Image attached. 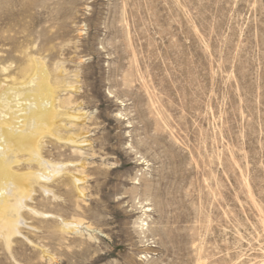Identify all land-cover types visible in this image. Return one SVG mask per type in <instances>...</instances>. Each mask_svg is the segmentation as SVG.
<instances>
[{
  "label": "rangeland",
  "instance_id": "374dc122",
  "mask_svg": "<svg viewBox=\"0 0 264 264\" xmlns=\"http://www.w3.org/2000/svg\"><path fill=\"white\" fill-rule=\"evenodd\" d=\"M32 59L63 171L0 264H264V0H0V93Z\"/></svg>",
  "mask_w": 264,
  "mask_h": 264
},
{
  "label": "bare ground",
  "instance_id": "6f19581e",
  "mask_svg": "<svg viewBox=\"0 0 264 264\" xmlns=\"http://www.w3.org/2000/svg\"><path fill=\"white\" fill-rule=\"evenodd\" d=\"M23 71L21 82L6 86L7 89L0 93V241L7 251H10L12 238L20 234L22 211L27 208L25 202L32 195L34 185L63 171L61 165L44 160L41 155L43 136L47 134L62 140L56 127L59 115L55 106L57 88L39 60H29ZM64 140L75 142L69 136ZM20 158H25L24 162ZM23 163L28 168L20 172L18 168ZM32 164L36 170L32 169ZM72 179L78 196H82V190L77 186L81 179L74 176ZM29 210L33 215L41 216L32 208ZM62 222V232L76 230L75 222ZM145 226L147 224L141 221L140 230Z\"/></svg>",
  "mask_w": 264,
  "mask_h": 264
}]
</instances>
